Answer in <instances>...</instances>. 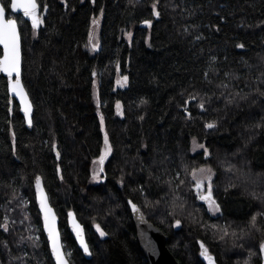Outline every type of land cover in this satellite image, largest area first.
<instances>
[{
	"label": "trees",
	"instance_id": "obj_1",
	"mask_svg": "<svg viewBox=\"0 0 264 264\" xmlns=\"http://www.w3.org/2000/svg\"><path fill=\"white\" fill-rule=\"evenodd\" d=\"M2 2L20 23L23 81L34 112L31 129L16 100L11 113L8 80L0 74V223L5 215L10 223L9 232L0 228V242L7 241L11 250L0 244V264H55L36 201V176L60 218L71 264H149L129 199L165 232L180 264H205L201 242L219 264H262L264 231L251 228L250 221L264 212V200L252 195L264 194V98L254 93L255 77L264 72V0H160L159 17L152 13L153 0H38L42 10L48 6L40 30L12 14L11 0ZM93 19L102 25L95 54L86 49ZM240 43L243 49L235 47ZM210 64L220 71L206 79ZM117 68L128 76L125 88H116ZM225 72L239 79H226ZM221 82L229 84L228 92L253 94L239 106L228 105ZM201 99L206 110L198 106ZM214 121L215 128L205 126ZM104 131L113 152L95 181L98 166L92 161L103 148ZM202 166L215 173L212 194L221 206L216 215L196 198L193 172ZM237 170L248 173L246 182ZM70 210L85 226L90 259L69 230ZM257 221V227L264 226V217ZM96 225L107 235L100 237ZM20 236L38 237L40 247L27 239L18 245ZM250 252L256 253L251 260Z\"/></svg>",
	"mask_w": 264,
	"mask_h": 264
},
{
	"label": "snow or ice",
	"instance_id": "obj_2",
	"mask_svg": "<svg viewBox=\"0 0 264 264\" xmlns=\"http://www.w3.org/2000/svg\"><path fill=\"white\" fill-rule=\"evenodd\" d=\"M95 2V0H93ZM139 0H129L130 4H136L138 3ZM160 3V0H153L151 4V9L152 13L154 14L155 17H159L161 15V12L158 9V5ZM176 7H179V5H176ZM11 8L12 9H19L23 8L24 16L30 17L31 18V26L33 29H38L40 25L44 22L43 19L37 15V10L39 8V5L37 3V0H26V2L21 3L20 0H12L11 3ZM48 6L45 4L44 5V10L47 11ZM5 5L0 3V45H3V55L0 56V72L7 73V76L9 77L8 80V85L10 87V90L12 93H15L19 96L20 101L22 103V111L27 119V124L29 126H32V112H33V105L31 101L28 99V93L25 91V88L22 84L21 81V36L20 33L17 30V21L15 20H10V19H5ZM101 14H103V9H101ZM189 15H192L191 12H189ZM98 23L96 19H93L92 24L95 26ZM144 24L148 25L151 27L152 25V20L151 19H146L143 21ZM241 25H243V21L241 22ZM191 29H197L198 26L193 24L190 26ZM190 27L188 25H185L183 27V30L187 33L190 31ZM249 27H251L249 25ZM216 31H220L219 27H216ZM129 36L131 34L129 33ZM197 41L202 39V35H198L195 37ZM98 47V45L94 44L93 48ZM235 47L243 49L245 47V44L240 43L235 45ZM226 59V58H225ZM217 60V57L212 56L211 61L215 62ZM244 63H247L246 61H243ZM119 67V66H118ZM219 72L220 69L214 67V65L210 64L209 65V71H205L203 73L204 77L207 79L211 72ZM15 74V80L13 81L11 77ZM93 76H96V73H92ZM224 76L226 79H232L236 78L239 79V77H235L233 73L225 72ZM257 80L258 84L257 87L254 89V93L258 98H264V90H262L260 85H264V72H261L259 76L255 77ZM128 82V76H123L121 79H118L116 81L117 85L124 86ZM211 83V81H208ZM218 87L224 89L225 91L221 93L222 96L225 97L226 99V104L231 105L235 104L239 106V104L244 101L246 102L250 96H252L253 93H244L241 95L240 92H228L229 84L225 82H221ZM242 91V90H241ZM207 95V94H205ZM189 99H196L195 96H190ZM211 98H209L210 100ZM147 101L141 100V103H146ZM206 101L204 99H201V102L199 103V108L202 110L205 109ZM117 107H120L119 102H117ZM183 110L185 112H188V109L186 106H182ZM120 115H123V112H120ZM188 118H191V113H188ZM140 119H143V117H140ZM100 126L103 129L104 127V118L103 115L100 117ZM209 129H213L217 126L216 122H209L205 125ZM261 125H256V127H260ZM15 139V134L13 133V141ZM196 147L203 149V155L205 157H210L211 153L208 151V149L205 147L204 144H198ZM53 149H56V145H52ZM196 149L193 148V151ZM113 152V147L112 144L110 143L109 140V134L107 131H104V136H103V148L100 152V155L98 156V159H95L92 161L94 165L98 166V170L96 168L93 169L92 172V178L93 180H99L100 175L103 174L104 172V163L105 161L109 158V156L112 155ZM60 152L56 150V158H60ZM234 166H229L228 171H232V168ZM199 176H197L196 172H193V177H194V188L196 190V198H198L201 201H205L208 204V210L213 213V215H216L218 213H221V206L219 203L216 202L215 198L213 197V183H212V178L215 175L211 167L208 168H200L198 170ZM236 175L238 179H241L242 182H246L248 179V173L244 172L242 170H237ZM180 176V173H176L175 179H178ZM63 179V177H60ZM158 179V178H157ZM174 181L170 180L168 183L171 185ZM123 183V181H121ZM184 183V181H180L179 184L175 185V188L172 189L173 191H178L180 186ZM206 185V189H205ZM35 186H36V191L38 194V199H39V206L40 210L43 212V228L47 231L48 235V240L51 243V255L55 257V264H69V260L66 258L63 249V245L60 240V234L56 230L55 227V221H56V216L48 204V197L47 194L44 192L42 183H41V177L36 176L35 178ZM230 187H234V185H230ZM143 186H141L142 190ZM253 197L258 199V200H264V194L258 196L255 192L252 193ZM13 200H16L17 197L15 195V189H13ZM25 201L23 199L20 200L19 206L22 208L24 205ZM127 203L131 205V209L135 213H140V208L137 206V204L133 203L131 200H128ZM147 203V201H146ZM69 216L72 217L71 220V227L73 232L75 233L76 238L79 240V244L83 249V252L87 255H91V251L89 248L88 243L86 242L84 235H83V228L82 226L76 221L74 214L69 213ZM264 217V212L257 213L256 215H253L250 221V227L257 230V231H264V226L257 227V217ZM28 217H25L27 219ZM24 220H20V223L22 224ZM12 224H15V221L11 222ZM180 220H176V224L180 225ZM205 228L211 227L212 229L216 230L217 226L216 225H204ZM0 228L3 229L4 232H9L10 231V223H9V217L7 215L4 216V222L0 223ZM97 230L99 231L100 237H104L107 235L105 231L100 229L99 225H96ZM224 234L229 235L227 231V226H225L224 229ZM231 235L235 236L236 233L232 232ZM222 238V237H221ZM27 239L31 241L32 246L34 248H39L40 243H39V238L34 237V236H20L17 244H22L23 241ZM0 244L3 245V247L9 251L11 254V250L9 248L8 242L7 241H2ZM201 248L203 251L201 252V255L208 261V264H216L215 258L209 254L207 247L204 245L203 242H201ZM256 253H249V260H251L252 256L255 255ZM259 254L262 259H264V241H261L259 243ZM25 256H27V253H24ZM69 256L71 255L70 253L68 254ZM16 260H20V257L14 258ZM37 264H39V261H37ZM245 264H248L246 261Z\"/></svg>",
	"mask_w": 264,
	"mask_h": 264
},
{
	"label": "water",
	"instance_id": "obj_3",
	"mask_svg": "<svg viewBox=\"0 0 264 264\" xmlns=\"http://www.w3.org/2000/svg\"><path fill=\"white\" fill-rule=\"evenodd\" d=\"M20 2L23 3V2H26V0H20ZM0 3L3 4L2 0H0ZM11 3H12V0H11ZM37 3L39 5V8L37 10V15H39L44 21V17H45V14L48 11V8H47V11H45L44 9L42 10V7L39 4L38 0H37ZM10 10H11V12L13 14L22 16L31 25V18L24 16L23 8H19V9H15L14 10V9L11 8V4H10ZM5 19H10V20L17 21V30H18V32L20 33V36H21V81H22V84H23V86L25 88V91L28 93L27 88H26V86L24 84V81H23V49H22L23 37H22L20 23H19V20L16 17H11L10 16L7 8H6V11H5ZM40 27H41V25H40ZM40 27L38 29H36V30H40ZM0 47L2 49V55H3V45H0ZM0 74H3L7 78V80H9V77L7 76V73L0 72ZM15 78H16L15 74H13L11 79L14 81ZM8 91H9L10 102H11V107H10L11 113L13 112L14 100H16L19 103V105H20L21 113L24 115V113L22 111V103L20 101L19 96L17 94H15V93L11 92L9 85H8ZM28 99L31 101V103L33 105V102L31 100V97H30L29 93H28ZM33 112H34V105H33ZM33 112H32V121H33ZM24 117H25V115H24ZM25 121H26L27 127H29L31 129L32 126H33V123H32V126H29L27 124L26 117H25ZM56 150H58L57 146H56V149H54L55 155H56ZM60 157H61V155H60ZM41 183H42V187H43L44 192L47 194L48 204L50 205V207L52 208V210H53V212H54V214L56 216L55 227H56V230L60 234V240H61L62 245L64 246V242H63V238H62V232H61V228H60V218H59V216H58V214L56 212L55 207L52 205V202L50 200V196H49V194H48V192L46 190L44 181L42 179H41ZM35 195H36L37 205H38V208H39V211H40V214H41L42 227H43V212L40 210L39 199H38V194H37V191H36V186H35ZM129 200H131V199H129ZM132 202L135 203L134 201H132ZM135 204H137V203H135ZM137 206L140 208V213L133 212L132 209H131V205H129L131 213H132V216H133V221H134V224H135V227H136L137 238H138L139 244L141 246L142 251L144 252V254L147 257V259L149 261V264H180V262L177 260V258L175 257V255L172 253V251L170 250V248L168 246V236L165 234V232L159 226H157L155 223H153L152 221H150L148 219V216L146 215V213L142 210V208L138 204H137ZM69 213H73L76 221L82 226L84 238H85L86 242L88 243L85 226L80 222V220L78 219L76 213L73 210H70ZM69 213H68V219H67L69 230L71 231L73 237L76 240V243H77L79 249L82 251L84 256L86 258L90 259L92 257V254L91 255H87V254H85L83 252V249H82V247L79 244V240L76 238L75 233L72 230V227H71L72 217L69 216ZM43 231H44V233L46 235V238H47V241H48V244H49L50 253H51V243L48 240L47 231L44 228H43ZM88 245H89V243H88ZM89 248H90V246H89ZM62 250L64 251L66 258L69 260V264H71L69 256H68V254H67V252L65 250V247H63ZM90 251H91V249H90ZM202 251H203V249L201 250V252ZM91 253H92V251H91ZM209 254H211V253L209 252ZM211 255L215 258L216 264H219L217 259H216V257L213 254H211ZM52 258H53V260L55 262V257L52 256ZM201 258H202V260L204 261L205 264H208V261L202 255H201ZM262 264H264V259H262Z\"/></svg>",
	"mask_w": 264,
	"mask_h": 264
},
{
	"label": "rangeland",
	"instance_id": "obj_4",
	"mask_svg": "<svg viewBox=\"0 0 264 264\" xmlns=\"http://www.w3.org/2000/svg\"><path fill=\"white\" fill-rule=\"evenodd\" d=\"M13 14V13H12ZM11 17H15V16H12V15H10ZM97 20V19H96ZM98 21V20H97ZM146 25V24H145ZM101 22H100V25H99V22L95 25V26H93V24L91 23V33H90V39H89V41L87 42V44H86V49L91 53V54H95V52L97 51V49L100 47V29H101ZM146 26H148V25H146ZM149 27V26H148ZM94 44H96V45H98V47H95V48H93V45ZM124 75H122L121 74V71H120V69H118L117 68V75H116V81L118 80V79H121L122 77H123ZM128 83H129V81L127 82V84L126 85H124V86H120V85H117V83H116V88H125V87H127L128 86ZM94 85L97 87V82H94ZM203 168H208L209 166H202ZM200 169V168H199ZM199 169H197L195 172H196V174H197V176H199V172H198V170ZM211 169H212V167H211ZM213 170V169H212ZM213 172H214V170H213ZM214 177V176H213ZM100 179H101V175H100ZM99 179V180H100ZM213 179V178H212ZM99 180H95V181H99ZM206 186V185H205ZM68 253V252H67ZM70 253V252H69ZM68 253V254H69ZM71 254V253H70Z\"/></svg>",
	"mask_w": 264,
	"mask_h": 264
},
{
	"label": "flooded vegetation",
	"instance_id": "obj_5",
	"mask_svg": "<svg viewBox=\"0 0 264 264\" xmlns=\"http://www.w3.org/2000/svg\"><path fill=\"white\" fill-rule=\"evenodd\" d=\"M205 189H206V186H205Z\"/></svg>",
	"mask_w": 264,
	"mask_h": 264
},
{
	"label": "bare ground",
	"instance_id": "obj_6",
	"mask_svg": "<svg viewBox=\"0 0 264 264\" xmlns=\"http://www.w3.org/2000/svg\"><path fill=\"white\" fill-rule=\"evenodd\" d=\"M70 259V258H69Z\"/></svg>",
	"mask_w": 264,
	"mask_h": 264
}]
</instances>
